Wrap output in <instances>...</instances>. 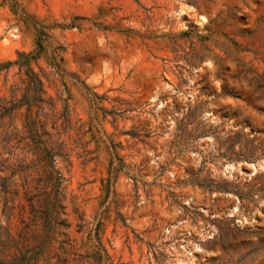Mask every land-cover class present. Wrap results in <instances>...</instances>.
Here are the masks:
<instances>
[{
	"label": "rangeland",
	"instance_id": "374dc122",
	"mask_svg": "<svg viewBox=\"0 0 264 264\" xmlns=\"http://www.w3.org/2000/svg\"><path fill=\"white\" fill-rule=\"evenodd\" d=\"M0 264H264V0H0Z\"/></svg>",
	"mask_w": 264,
	"mask_h": 264
},
{
	"label": "trees",
	"instance_id": "16d2710c",
	"mask_svg": "<svg viewBox=\"0 0 264 264\" xmlns=\"http://www.w3.org/2000/svg\"><path fill=\"white\" fill-rule=\"evenodd\" d=\"M20 57H22L23 55L19 54Z\"/></svg>",
	"mask_w": 264,
	"mask_h": 264
}]
</instances>
